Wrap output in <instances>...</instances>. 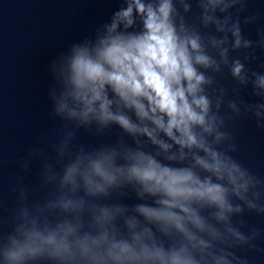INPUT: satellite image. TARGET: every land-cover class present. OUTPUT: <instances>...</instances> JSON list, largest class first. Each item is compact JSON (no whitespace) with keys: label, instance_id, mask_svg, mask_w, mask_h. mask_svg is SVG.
Masks as SVG:
<instances>
[{"label":"water","instance_id":"95a60500","mask_svg":"<svg viewBox=\"0 0 264 264\" xmlns=\"http://www.w3.org/2000/svg\"><path fill=\"white\" fill-rule=\"evenodd\" d=\"M226 1L170 0V19L177 34L199 37L203 53L214 62L208 68L196 65L207 81L200 86V94L208 99L209 107ZM129 3L131 0H0V264H93L80 255L76 241L85 237L96 240L104 234L109 240L130 245L134 235H141L143 243L163 246L165 251L186 246L197 264H203L198 243L203 231L186 223L196 237L189 243L174 227L148 221L137 211L139 206L161 207L159 196L144 193L141 185L119 175L104 193L92 195L83 179L89 160L114 154L113 167L126 170L132 165L128 156L137 152L165 166L191 168L204 178L192 159L193 153L203 157V152L184 149L181 160L179 145L163 132H157L156 139L168 145L167 150L141 133L130 134L111 123L102 126L94 115L84 121L80 118L83 106L67 95L72 90L68 77L73 48L94 49L108 36L116 14ZM141 3L155 9L160 0ZM132 19V27L126 29L121 23L117 34H141L142 19L134 7ZM107 91L109 99H117L111 89ZM62 102L77 115L58 112ZM111 110L116 111L115 104ZM121 110L132 123L150 130L155 127L148 121L141 124L134 110ZM194 131L202 133L200 128ZM173 156L175 160H170ZM74 165H79L75 185L65 182L67 170ZM68 201L80 206L65 209ZM191 208L203 221V206L192 202ZM104 210L110 219H103ZM173 211L183 216L178 209ZM129 221L135 222V228L128 226ZM66 225L76 230L67 238L72 258L54 257L52 248L44 246L35 257L25 256L18 262L6 259L13 241L24 244L31 233L63 235L61 229ZM145 230L152 233L151 239L143 235ZM94 251L106 254L103 245Z\"/></svg>","mask_w":264,"mask_h":264},{"label":"clouds","instance_id":"9594fccd","mask_svg":"<svg viewBox=\"0 0 264 264\" xmlns=\"http://www.w3.org/2000/svg\"><path fill=\"white\" fill-rule=\"evenodd\" d=\"M215 2L217 0H213ZM133 7L141 16L142 33L135 36L117 34L121 23L126 29L132 27ZM172 11L170 0H160L155 9L152 5L145 6L141 0H131L126 10L116 14L108 28V36L101 39L94 49L73 48L68 77L72 90L67 95L83 106L80 118L84 121L90 114L94 115L102 126L111 123L130 134L141 133L153 144L167 150L169 146L156 139L157 132H163L179 145L181 160L185 158L184 149L204 153L203 157L196 153L192 155L194 166L211 174L203 179L191 168L165 166L143 152L128 156L132 165L126 170L113 167L114 154H101L89 160L82 174L92 195L104 193L107 187L116 184L119 175L128 182L135 181L141 185L144 193L159 196L157 203L161 207L139 206L137 211L148 221L174 227L192 243L196 237L187 229L186 223L204 230L202 219L191 208L192 202L201 206H216L219 209L216 218L225 220V213H231L233 208L227 200L229 187H225L223 182L231 187L233 195L243 199L242 193L247 191L249 180L236 162L214 149L205 138L204 134L212 135L215 131V117L208 118L209 101L200 94V86L207 81L197 71L196 65L208 68L214 62L203 53L199 37L177 34L170 19ZM236 35L239 46V33ZM241 70L242 66L237 63L232 73L239 76ZM260 83L264 85V78ZM108 89L117 99H109ZM114 104L115 112L111 110ZM121 108L134 110L141 124L148 121L155 127L150 130L147 126L132 123ZM65 111L70 117L77 115L62 102L58 112ZM195 128L202 129V133L195 132ZM223 137V133H217L215 141L218 143ZM169 159L175 160V157ZM78 172L79 165L70 167L65 182L75 185ZM212 177L217 182L214 183ZM63 206L75 209L80 205L68 201ZM173 209H178L183 216ZM103 219H110L107 210L103 211ZM128 226L135 228L136 225L129 221ZM61 231L63 235L50 233L47 237L31 233L24 244L13 241V250L7 253L6 259L18 262L25 256L35 257L43 252L44 246L52 248L50 254L54 257L72 258L67 238L76 230L66 225ZM143 235L152 238L148 230ZM198 243L201 248L207 247L203 241ZM101 245L105 246L106 254L94 251ZM76 247L80 255L89 258L93 264H107V261L113 264H197L186 246L165 251L163 246L153 244L149 247L143 243L141 235H134L131 245L109 240L107 234L96 240L85 237L77 239Z\"/></svg>","mask_w":264,"mask_h":264}]
</instances>
